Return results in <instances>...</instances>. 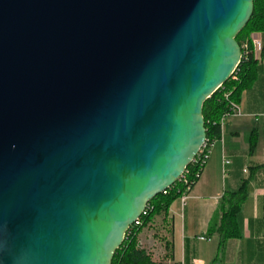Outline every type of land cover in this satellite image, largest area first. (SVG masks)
Masks as SVG:
<instances>
[{"label": "water", "instance_id": "95a60500", "mask_svg": "<svg viewBox=\"0 0 264 264\" xmlns=\"http://www.w3.org/2000/svg\"><path fill=\"white\" fill-rule=\"evenodd\" d=\"M254 0H0V264H112L207 141Z\"/></svg>", "mask_w": 264, "mask_h": 264}, {"label": "crops", "instance_id": "0c3cea01", "mask_svg": "<svg viewBox=\"0 0 264 264\" xmlns=\"http://www.w3.org/2000/svg\"><path fill=\"white\" fill-rule=\"evenodd\" d=\"M255 37L263 44L254 54L260 62L258 76L242 94L241 116L225 123L187 202L182 205L178 200L170 209L176 263L264 264V34ZM225 157L231 162L226 168ZM244 181L250 186L237 219L240 237L222 245L221 236L214 231L220 223L221 200L226 193L237 192ZM148 234L141 236V244L153 252L147 245ZM162 255L163 251L154 257Z\"/></svg>", "mask_w": 264, "mask_h": 264}, {"label": "trees", "instance_id": "16d2710c", "mask_svg": "<svg viewBox=\"0 0 264 264\" xmlns=\"http://www.w3.org/2000/svg\"><path fill=\"white\" fill-rule=\"evenodd\" d=\"M254 34H264V0H254V13L243 31L238 35L237 42L242 49V60L231 77L205 104L203 117L207 140L212 143L219 141L222 135L221 119L231 111V105H240L242 94L249 90L257 80L259 60L256 59L251 43ZM245 45L248 47L245 48ZM255 145L252 146V149ZM186 176L188 182L197 185L199 179L195 173L198 166L190 165ZM249 181H244L237 192L226 193L221 200L220 223L214 228L221 236L223 245L231 239L240 237L238 215L249 195ZM186 185L178 181L165 193L157 196L147 206L145 213L139 219L141 225H134L128 231L124 243L116 252L112 264H179L174 262L172 243V222L169 212L172 205L180 200ZM146 232L152 234L163 250L159 258L141 244V236Z\"/></svg>", "mask_w": 264, "mask_h": 264}, {"label": "built area", "instance_id": "2783aa9c", "mask_svg": "<svg viewBox=\"0 0 264 264\" xmlns=\"http://www.w3.org/2000/svg\"><path fill=\"white\" fill-rule=\"evenodd\" d=\"M251 43H252V47H253V52L254 54L256 53V51H261L262 49V41L259 38L255 37V34L252 35L251 37ZM248 46L245 45V48H247ZM241 116V110H240V106L237 104H232L231 105V111L224 115L221 119V129L223 130L225 123L231 119V118H237ZM217 142V141H216ZM215 142L210 143L208 140L206 141V143L203 145L202 149L200 150L199 154L197 155V157L194 159V161L192 162L191 165H195L198 166V170H203L205 169L210 157H211V153H212V148L214 146ZM231 164L230 160L228 158H224L223 161V165L226 168L227 166H229ZM188 171L186 170L184 175L180 178V181H182L185 185V191L182 194L180 201L182 203V205H184L187 200L189 199V196L193 190V183L194 182H188V179H186V176L188 175ZM203 174V172H202ZM202 174L200 175V171H197L195 173L196 177L200 180ZM199 182V181H198ZM134 225L138 226L141 225L140 220H138ZM202 241H204V238H201Z\"/></svg>", "mask_w": 264, "mask_h": 264}, {"label": "rangeland", "instance_id": "374dc122", "mask_svg": "<svg viewBox=\"0 0 264 264\" xmlns=\"http://www.w3.org/2000/svg\"><path fill=\"white\" fill-rule=\"evenodd\" d=\"M149 237L148 240L150 241L149 244L147 243L148 246H150V249L149 250H152L153 252H151L152 254L156 255V253H158V255L161 253L162 248H161V245L155 241L153 238H152V234H148Z\"/></svg>", "mask_w": 264, "mask_h": 264}]
</instances>
